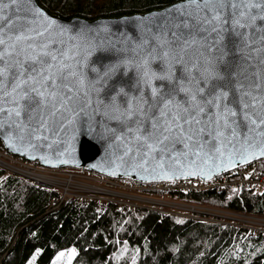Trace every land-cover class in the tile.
Returning a JSON list of instances; mask_svg holds the SVG:
<instances>
[{"label": "water", "instance_id": "1", "mask_svg": "<svg viewBox=\"0 0 264 264\" xmlns=\"http://www.w3.org/2000/svg\"><path fill=\"white\" fill-rule=\"evenodd\" d=\"M13 8L15 11L9 9L7 14L12 15L18 25L31 20L32 27L44 32L39 42L54 40L55 47L70 49L76 54L82 65L78 71L83 73L85 87L78 95L73 93L67 110L61 108L55 115L46 113V124L36 132L31 131L34 123L25 121L26 127L17 128L10 126L6 115H0V143L7 153L45 168L84 169L139 184L173 180L204 182L264 159V125L249 124L244 128L239 121L233 125L235 135L223 128L220 129L222 135L216 138L205 135L202 149L176 143L164 153L145 156V150L135 139V131L128 132L127 124L115 118L119 113L105 98V92L116 84L125 85V91L136 95L131 86L142 75L145 60L147 67L158 75L161 74L158 65H163L166 72L171 69L177 76L180 74L178 57L162 54L170 51L167 41L174 39L173 32L187 31L178 27L181 18L192 10L187 0L145 14L92 21L63 20L50 14L37 0H18ZM249 34L251 36V30ZM212 43L211 36L206 41L197 37L188 47L184 61L192 58L188 67L193 75L196 69L192 68V63L199 51H204V58L209 60L218 55L214 48L207 50L206 46ZM225 44L231 49L225 60L235 66L237 81L264 82V41L257 36L250 38L245 47L233 44L232 39ZM113 65L119 66L113 79L107 84L104 80L95 83V79ZM93 68L97 71H92ZM159 83L161 81L153 80L154 85ZM139 88L145 96L150 92L146 84L141 83ZM85 91L87 96L83 95ZM133 106L139 107L136 101ZM253 119L258 117L253 116Z\"/></svg>", "mask_w": 264, "mask_h": 264}, {"label": "snow or ice", "instance_id": "2", "mask_svg": "<svg viewBox=\"0 0 264 264\" xmlns=\"http://www.w3.org/2000/svg\"><path fill=\"white\" fill-rule=\"evenodd\" d=\"M17 3L0 0V115H6L10 126L17 128L26 127L25 121L34 123L31 131L36 132L46 124V113L55 115L61 108L67 110L73 93L78 95L85 81L82 71H78L82 65L75 53L55 47L54 40L39 42L44 32L32 27L31 20L18 25L7 14L9 9L15 11ZM187 4L192 10L178 25L187 31L173 32L174 39L167 41L170 51L162 54L178 57L180 74L171 69L166 72L163 65H158V75L145 60L142 75L131 86L136 95H130L120 84L105 92V98L119 113L115 118L127 124L128 132L135 131L145 156L164 153L176 143L202 149L204 136L216 138L222 135L221 128L235 135L233 125L237 121L244 128L264 125V82L237 81L235 66L225 60L231 51L226 40L232 39L241 47L257 36L264 41V0H187ZM208 36L213 43L206 46L207 50L214 48L218 55L209 60L204 58V51H199L192 63L196 69L193 75L188 67L192 58L185 62L184 55L197 37L206 41ZM118 71V65L109 67L95 83L104 80L107 84ZM153 80L161 83L154 85ZM141 83L150 89L147 96L139 88ZM83 95L87 96V91ZM133 101L138 108H134Z\"/></svg>", "mask_w": 264, "mask_h": 264}, {"label": "trees", "instance_id": "3", "mask_svg": "<svg viewBox=\"0 0 264 264\" xmlns=\"http://www.w3.org/2000/svg\"><path fill=\"white\" fill-rule=\"evenodd\" d=\"M185 0H37L63 20L145 14ZM57 193L0 169V264H56L73 249L70 264H264V235L144 209L127 213L110 204L52 206ZM199 206L264 219V189L170 194Z\"/></svg>", "mask_w": 264, "mask_h": 264}, {"label": "built area", "instance_id": "4", "mask_svg": "<svg viewBox=\"0 0 264 264\" xmlns=\"http://www.w3.org/2000/svg\"><path fill=\"white\" fill-rule=\"evenodd\" d=\"M0 169L56 192L57 196L52 201L54 207L63 202H70L79 207L92 205L100 216L107 211L110 204H113L122 213L144 209L204 222L209 221L212 216L218 219L215 222L218 225L247 230L248 232L241 236V240L264 235L263 219L232 212L221 213L177 199L167 202L163 198L170 197V194L264 189V159L209 181L173 180L139 184L131 179L110 178L84 169H74L72 171L75 172H71L66 168L64 170L45 168L36 162H27L23 158L7 153L0 143Z\"/></svg>", "mask_w": 264, "mask_h": 264}, {"label": "rangeland", "instance_id": "5", "mask_svg": "<svg viewBox=\"0 0 264 264\" xmlns=\"http://www.w3.org/2000/svg\"><path fill=\"white\" fill-rule=\"evenodd\" d=\"M65 169V168H64ZM63 169V170H64ZM67 170H69V171H71V172H75V171H72V170H74V169H71V168H66ZM1 170H3V169H1ZM4 172H6L5 170H3ZM64 172V171H63ZM67 173H69V172H67ZM73 174H79V173H73ZM109 189V188H108ZM109 190H111V189H109ZM163 198H165L164 200H166L167 202H170V201H176V200H174L175 198H170V197H167V196H163ZM178 200V199H177ZM180 201V200H179ZM196 205V204H195ZM197 206H199V205H197ZM201 207H203V206H201ZM207 208V207H206ZM209 209H211V210H214V211H218V212H228V211H226V210H222V209H213V208H209ZM239 215H243L244 216V214H239ZM172 216V215H171ZM246 216V215H245ZM250 217H254V216H250ZM254 218H257V219H263V218H259V217H254ZM264 220V219H263ZM217 222L218 221V219L217 218H215V217H212L211 216V219L209 220V221H205V222ZM74 254H75V251L73 250V249H70V250H68V251H63V252H60L58 255H57V258H56V264H70V262H71V260H72V258H73V256H74ZM33 259H34V257H33ZM33 259L31 260V262L29 263V264H33Z\"/></svg>", "mask_w": 264, "mask_h": 264}]
</instances>
